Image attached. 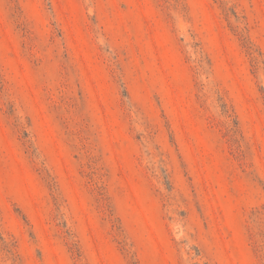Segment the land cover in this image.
<instances>
[{
  "label": "rangeland",
  "instance_id": "rangeland-1",
  "mask_svg": "<svg viewBox=\"0 0 264 264\" xmlns=\"http://www.w3.org/2000/svg\"><path fill=\"white\" fill-rule=\"evenodd\" d=\"M0 264H264V0H0Z\"/></svg>",
  "mask_w": 264,
  "mask_h": 264
}]
</instances>
